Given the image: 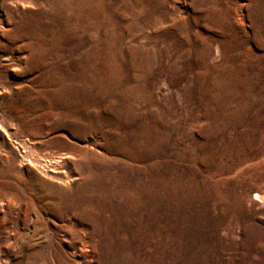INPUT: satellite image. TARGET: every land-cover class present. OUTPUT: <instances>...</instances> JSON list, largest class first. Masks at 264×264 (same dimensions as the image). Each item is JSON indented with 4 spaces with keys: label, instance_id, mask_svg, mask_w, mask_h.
I'll return each mask as SVG.
<instances>
[{
    "label": "rangeland",
    "instance_id": "374dc122",
    "mask_svg": "<svg viewBox=\"0 0 264 264\" xmlns=\"http://www.w3.org/2000/svg\"><path fill=\"white\" fill-rule=\"evenodd\" d=\"M255 194L264 0H0V264H264Z\"/></svg>",
    "mask_w": 264,
    "mask_h": 264
},
{
    "label": "bare ground",
    "instance_id": "6f19581e",
    "mask_svg": "<svg viewBox=\"0 0 264 264\" xmlns=\"http://www.w3.org/2000/svg\"><path fill=\"white\" fill-rule=\"evenodd\" d=\"M255 196L258 198V199H260V200H264V194H255ZM145 219H146V223H147V225H149V224H151V225H154V223H156V221L158 220V218H156L155 216H154V214H152L151 213V215H147V216H145ZM160 221H163L164 223H165V225H166V220H160L159 219V222ZM160 228H162V227H160ZM140 231L142 232V229H139V228H137V229H134V230H132L131 231V237H137L138 235H139V233H140ZM164 235V234H163ZM168 235V234H167ZM166 235V236H167ZM153 237V236H152ZM164 237H165V235H164ZM166 238V237H165ZM166 244V243H165ZM166 251V250H165ZM163 252V251H162ZM165 253V252H164ZM158 255V254H157ZM164 255V254H163ZM162 255V256H163ZM160 256H161V254H160ZM166 256V255H165ZM154 257V256H153ZM156 258V257H155ZM154 258V259H155ZM164 259V258H163ZM156 260V259H155ZM169 260L167 259V261L166 262H168ZM160 264H161V262H160Z\"/></svg>",
    "mask_w": 264,
    "mask_h": 264
}]
</instances>
